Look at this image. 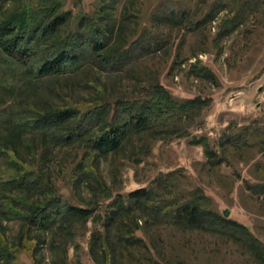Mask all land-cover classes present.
Segmentation results:
<instances>
[{
	"label": "rangeland",
	"instance_id": "rangeland-1",
	"mask_svg": "<svg viewBox=\"0 0 264 264\" xmlns=\"http://www.w3.org/2000/svg\"><path fill=\"white\" fill-rule=\"evenodd\" d=\"M24 1L6 3L2 9L12 12ZM103 2L109 3L64 0L63 9L75 20L100 10ZM231 2L232 12H240L237 25L221 27L232 15L227 7L202 30L185 35L182 29L158 23V14L169 7L193 11L196 0L117 1L109 12L115 29L120 30L115 47L132 34L131 29L139 26L135 29L139 31L143 26L157 34L159 50L124 72L88 68L34 78L28 92L19 96L20 104L42 110L65 105L85 110L101 100V92L111 100L131 94L147 84L139 81L137 73L141 70L147 75L145 81L156 76L174 98L202 97L209 99V105L188 128L189 135H134L121 149L105 156L81 144L55 148L45 162L41 160L45 157L37 156L31 162L44 163L49 180L64 200L94 211L76 221L70 232L64 228L61 233L2 220L0 239L9 254L0 256V264H129L120 252L118 230L113 226L106 229L105 217L114 199L126 200L129 192L141 188H161L156 186L157 180L167 173V186L158 189L163 195L201 187L218 212L228 211V217L248 227L264 243V3ZM204 4L199 14L207 9L209 1ZM123 7L137 13L139 19L125 20ZM198 61L213 73V82L191 72ZM11 101L7 99L3 106ZM227 136L233 139V145L226 141ZM205 144L223 159L216 168L207 164ZM133 235L143 240L153 264H259L234 244L167 224L138 220ZM137 264L151 262L140 260Z\"/></svg>",
	"mask_w": 264,
	"mask_h": 264
},
{
	"label": "trees",
	"instance_id": "trees-1",
	"mask_svg": "<svg viewBox=\"0 0 264 264\" xmlns=\"http://www.w3.org/2000/svg\"><path fill=\"white\" fill-rule=\"evenodd\" d=\"M14 1L17 0H0V222L15 220L39 231L61 233L66 228L70 232L71 226L89 217L94 208L64 200L49 180L44 163L34 165L32 160L39 156L45 157L41 159L45 162L51 150L77 144L105 156L121 149L134 135L140 137L144 133L189 135L188 128L209 105V99H176L156 76L145 81L147 75L141 70L137 73L139 81L147 84L113 100L101 92V100L85 110L67 105L42 110L20 104L19 96L28 92L34 78L88 68L124 72L159 50L161 44L152 28L142 26L135 31L138 26L115 47L120 30L115 29L109 12L112 4L120 0L103 2L100 10L82 14L75 20L63 9L64 0H25L14 11L4 12L2 6ZM207 1V9L199 14ZM230 1L196 0L193 11L169 7L156 13L157 22L182 29L185 35L194 34L228 7L232 15L221 27L231 28L240 20V12H232ZM125 12L122 14L125 20L139 19L137 13H130L129 9ZM199 62L192 65L191 72L213 82V73ZM7 99L12 101L4 107ZM226 141L230 145L235 143L229 136ZM204 152L210 168L221 164L222 157L208 144L204 145ZM168 177L167 173L157 180L156 186L161 187L158 189L167 186ZM158 189L141 188L129 192L126 200L114 199L113 208L105 217L106 229L113 226L118 230L120 252L129 264L140 260L154 263L143 240L133 235L138 220L216 237L238 246L256 263L264 264V243L248 227L218 212L201 187L182 194L173 191L169 197ZM3 246L0 239V256L7 257L9 251Z\"/></svg>",
	"mask_w": 264,
	"mask_h": 264
},
{
	"label": "water",
	"instance_id": "water-1",
	"mask_svg": "<svg viewBox=\"0 0 264 264\" xmlns=\"http://www.w3.org/2000/svg\"><path fill=\"white\" fill-rule=\"evenodd\" d=\"M223 214H224L225 216H228V215H229L228 211H223Z\"/></svg>",
	"mask_w": 264,
	"mask_h": 264
}]
</instances>
